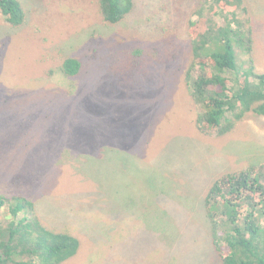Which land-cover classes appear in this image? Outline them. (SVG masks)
Returning <instances> with one entry per match:
<instances>
[{
	"label": "rangeland",
	"instance_id": "obj_1",
	"mask_svg": "<svg viewBox=\"0 0 264 264\" xmlns=\"http://www.w3.org/2000/svg\"><path fill=\"white\" fill-rule=\"evenodd\" d=\"M18 1L20 26L0 14V195L78 239L61 264H218L205 197L221 175L264 165V117L224 135L197 127L184 74L207 0H133L117 24L97 0ZM244 3L264 72V0Z\"/></svg>",
	"mask_w": 264,
	"mask_h": 264
},
{
	"label": "trees",
	"instance_id": "obj_2",
	"mask_svg": "<svg viewBox=\"0 0 264 264\" xmlns=\"http://www.w3.org/2000/svg\"><path fill=\"white\" fill-rule=\"evenodd\" d=\"M97 3L108 24L119 23L134 7L133 0ZM0 14L14 27L25 17L18 0H0ZM188 35L190 59L184 78L199 112L198 129L224 135L250 115L264 117V72L254 68L244 0H207L189 22ZM240 55H246L245 60L240 62ZM60 70L75 76L80 62L67 57ZM204 203L218 264H264V165L221 175ZM4 207L10 220L0 228V264H61L77 253L78 239L44 227L28 199L0 195V213Z\"/></svg>",
	"mask_w": 264,
	"mask_h": 264
}]
</instances>
